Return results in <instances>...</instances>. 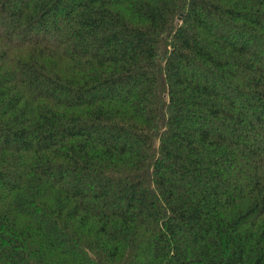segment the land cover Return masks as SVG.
I'll list each match as a JSON object with an SVG mask.
<instances>
[{"label": "trees", "instance_id": "1", "mask_svg": "<svg viewBox=\"0 0 264 264\" xmlns=\"http://www.w3.org/2000/svg\"><path fill=\"white\" fill-rule=\"evenodd\" d=\"M0 264H264V0H0Z\"/></svg>", "mask_w": 264, "mask_h": 264}]
</instances>
